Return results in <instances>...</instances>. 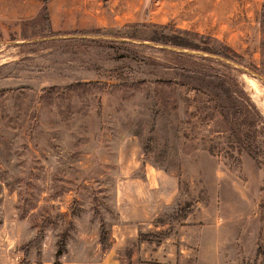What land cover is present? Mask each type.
I'll list each match as a JSON object with an SVG mask.
<instances>
[{
	"label": "rangeland",
	"instance_id": "obj_1",
	"mask_svg": "<svg viewBox=\"0 0 264 264\" xmlns=\"http://www.w3.org/2000/svg\"><path fill=\"white\" fill-rule=\"evenodd\" d=\"M60 246L264 264V0H0V264Z\"/></svg>",
	"mask_w": 264,
	"mask_h": 264
},
{
	"label": "trees",
	"instance_id": "obj_2",
	"mask_svg": "<svg viewBox=\"0 0 264 264\" xmlns=\"http://www.w3.org/2000/svg\"><path fill=\"white\" fill-rule=\"evenodd\" d=\"M176 44H180V45H186V46H194L190 43H188L187 39H180L179 41L178 40H175L174 41ZM65 251L64 247L60 246L56 252V258H55V261H54V264H62L61 260H60V255L63 254ZM29 264V263H27Z\"/></svg>",
	"mask_w": 264,
	"mask_h": 264
}]
</instances>
